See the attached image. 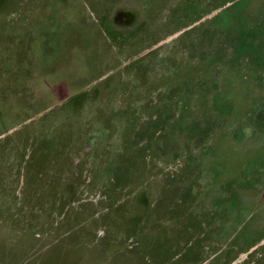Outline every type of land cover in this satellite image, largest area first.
Returning <instances> with one entry per match:
<instances>
[{"label": "rangeland", "instance_id": "obj_1", "mask_svg": "<svg viewBox=\"0 0 264 264\" xmlns=\"http://www.w3.org/2000/svg\"><path fill=\"white\" fill-rule=\"evenodd\" d=\"M220 2L0 0V125L13 121L14 94L30 87L52 100L51 92L59 90L52 80L46 88L40 82L27 86L24 78L30 72L49 73L67 90L31 118L8 125L0 139L20 127L47 122L49 128L60 126L71 141L69 162L62 169L55 164L39 170L23 193L13 139L4 144L0 264H223L231 256L229 264H264V122L260 120V132L252 118L250 127L239 129V119L247 125L244 112L264 109V71L256 80L247 66L238 64L239 58L224 62L230 56L225 41L212 37L209 43L206 36L215 15L218 27H226L228 19L244 22L250 25V52L257 47L264 51V0H231L216 7ZM40 40L41 51L18 54L19 48L30 49ZM209 47L217 52L208 54ZM257 58L264 61V52ZM28 61L42 64L30 70ZM216 109L233 118L226 122L228 132L222 122L198 144L187 134L192 127L186 132L168 126L169 156L143 152L142 144L154 140L164 122L181 121L182 110L191 111L196 121ZM235 118L238 125L232 124ZM140 129L145 141L132 146ZM217 130L231 136L216 147L218 156H203ZM119 161L127 180L114 185L111 170ZM248 161L250 174L239 179L235 207L243 221L232 212L210 215L204 222L202 214H210L209 208L196 201L186 213L194 221L186 247L185 239L172 233L174 220L163 212L170 206V181L179 180L183 171L200 185L201 200L206 180L218 181L213 177L217 171L208 169L222 162L218 175L225 179ZM247 179L249 190L241 186ZM241 231L243 241L230 247ZM249 240L250 247L241 248Z\"/></svg>", "mask_w": 264, "mask_h": 264}, {"label": "trees", "instance_id": "obj_2", "mask_svg": "<svg viewBox=\"0 0 264 264\" xmlns=\"http://www.w3.org/2000/svg\"><path fill=\"white\" fill-rule=\"evenodd\" d=\"M228 1L231 0H223V2L219 3L216 7H223L225 3H228ZM226 12V11H224ZM211 21L208 22L207 29H206V36L209 39L208 42L210 43V39L213 37L214 39H218L219 42L225 41L226 47L230 51V56L227 57L224 62H227L229 64H232V60L235 61L239 58L238 64H243L244 66H247V69L250 72V75L254 77L256 80L259 79L262 72L264 71V61H260L257 58V54L264 52L263 50L259 49L257 47L255 52H250V44L248 45L247 39L250 37V25L247 23H231V20H227V26H216L217 22V16L213 17ZM118 28V27H116ZM214 34V35H213ZM256 42H259L255 39ZM43 43V45H42ZM44 48V42H39V45H32L30 46V49H28L26 46L23 48L18 49V54L25 53L26 57L28 56V53L32 49L33 51L38 50L41 51V49ZM209 50L205 49V52H208V54H214L216 51V48L213 49V53L211 47L208 48ZM204 50V49H203ZM202 50V51H203ZM41 60V59H40ZM42 61V60H41ZM29 65L28 67H36L40 66L42 62L37 64L31 63V61H28ZM13 67L10 66V69ZM17 67H15L16 69ZM249 75V74H248ZM245 81L247 80L246 75ZM27 82V86L29 84L36 86L38 82L42 85V87L46 88L49 85H52V82L55 86L59 88L56 92H51L49 96H51L52 100H49V98L46 96L45 98L41 97L42 95H37V90L28 88L25 89V91L21 94L16 93L13 96L12 103L10 105V109L12 112V123L8 124H1L0 125V135L4 134L7 131L8 125L11 124V126H15L17 124H20L22 122V118H31L33 115L38 113V109L41 106H46L49 104H52V102H55L60 99L65 93H67V90H64L58 86V82L55 81L56 78L51 76L49 73L42 75V74H36V75H27V78H24ZM241 79V78H240ZM52 80V82H51ZM244 81V80H243ZM259 85V83H258ZM40 91V90H39ZM43 92V91H42ZM44 93V92H43ZM164 93H169L167 90L164 91ZM41 94V92H40ZM234 94V93H233ZM168 105V104H167ZM167 108V107H166ZM207 113V114H206ZM204 118H199L198 120L194 121L190 117L192 116L191 111L182 110L181 115L183 117H180L179 119L181 121H173L171 125H168L167 123H163L160 128V133L157 135V137L154 138V140H149L152 142L143 143L145 139H141L140 136L144 132L143 129H140L137 131L134 135V139L131 141L132 146L143 143L142 144V150H149L148 152L150 154H154L158 157H162V155H168L169 152H166L169 148V143L171 141V134L167 130V127L170 126V128L173 130V128L176 126L179 128L180 131H187V129H190L192 127L193 133H187L193 142H198V144L205 143L208 138H210V134L212 131L213 126H220L223 123L221 128L224 127V130L227 131V124L226 122H232L233 118H227V113L222 111V109H216L212 112H206ZM235 117H239V112L234 114ZM244 115H248L245 119H247V125L241 124L243 121L239 119V129L242 130L244 127L248 126L250 127V118H252L253 123L257 124L255 130L260 132V120L264 122V109H261V112L259 114H252L247 111L244 112ZM187 118V122L185 120ZM184 119V120H183ZM229 119V120H228ZM21 120V121H20ZM158 125V120L156 121L155 125ZM232 124L238 125V119L235 118ZM151 125V122L149 123ZM49 124L47 122L41 123L39 126H24L16 129L12 132L10 135H5L4 138L0 139V151H5L6 147L4 146L7 144L8 138H12L13 142V153L14 160L16 165L18 166L17 174L21 176L23 188L22 193L25 191V189L28 187V184H30V181L33 180L38 176V171L41 169H45L48 167H52L55 164L60 165L61 169L65 166L66 163L69 162L70 157H68V147L71 144L70 138L68 134L62 133L60 126H54L52 128L48 127ZM214 128V127H213ZM218 131V130H217ZM214 134L213 142L209 146H205L203 151H201L203 156H218L221 152L219 148H216L220 142L227 141V139L230 135V133H222L219 132V134ZM255 132L252 131L251 134L253 135ZM233 134H236V130L233 131ZM151 135V134H150ZM14 138L17 140L14 141ZM5 144V145H4ZM213 144V145H212ZM153 148V149H152ZM214 150V151H213ZM170 151V150H169ZM173 152V151H170ZM174 153V152H173ZM226 152L222 151V155H225ZM55 162V163H54ZM249 162V163H248ZM247 165L240 171L228 175L225 179H220V175L222 169H224L223 163L219 162V164H216L211 169H208L210 172L211 170H216L218 174L214 175L213 177L217 178L218 181H213L214 183H211V179L208 182L206 179V183L203 184L204 186V192H203V199L198 200L200 196V190L199 186L196 185V182H192L190 179V176H183L184 173L179 172L180 179L175 180L174 183L170 181V197H168V204H170L169 207H166V210L163 209L164 214L171 217L174 221V229L172 230V233L174 236L178 235L185 239L186 247L188 245L187 239H189L190 233H187V230L189 229V225L194 222L193 220L186 219V213H188V208L192 206L196 201L201 206H205L206 209L209 208L208 212H205L202 214V221H207V218L212 215L214 216H221L223 214H230L232 212H235V217L237 219L241 218V210L236 209L239 205V193H237V189L239 187L240 178H246L245 174H250V171L248 172L250 168V161H248ZM48 166V167H46ZM124 165L119 162H115V166L111 170V182L112 184H118L124 180H127V177H123L125 170ZM208 178V176H207ZM213 178V179H215ZM250 178V177H249ZM175 184V185H174ZM241 186L246 187V189L249 190L250 188V180L247 179L246 183H241ZM29 188V187H28ZM226 217V215H225ZM224 218L219 219V224H223ZM211 220V219H210ZM208 219L207 222L210 221ZM243 221V218L240 219V222ZM206 222V223H207ZM243 231V230H242ZM240 232L239 235H237L234 239L235 242H231V245H234L237 242L243 241L244 234L243 232ZM129 236V233L128 235ZM233 240V239H232ZM257 240V239H255ZM250 240L246 241L244 245H241V248L247 249L250 247ZM256 243V242H253ZM244 246V247H242ZM191 249V248H189ZM188 249V250H189ZM151 254V253H150ZM185 255V252L183 253ZM152 256V255H151ZM234 256V255H233ZM194 260H199L198 254H195ZM232 256L227 259L223 264H229L232 260Z\"/></svg>", "mask_w": 264, "mask_h": 264}]
</instances>
